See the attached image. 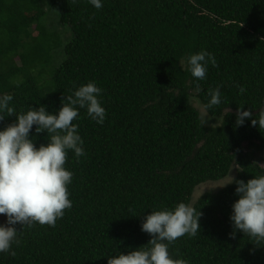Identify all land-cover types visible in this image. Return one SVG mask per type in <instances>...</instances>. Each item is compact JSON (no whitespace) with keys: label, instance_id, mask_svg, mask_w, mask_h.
Wrapping results in <instances>:
<instances>
[{"label":"trees","instance_id":"obj_1","mask_svg":"<svg viewBox=\"0 0 264 264\" xmlns=\"http://www.w3.org/2000/svg\"><path fill=\"white\" fill-rule=\"evenodd\" d=\"M51 11L74 34L58 67L62 46L44 20ZM202 50L217 66L197 81L181 60ZM89 81L102 89L107 118L101 126L80 109L87 155L68 154L73 207L54 228H26L15 257L0 254V264H107L147 246L144 218L180 202L201 212L200 232L176 240L173 258L264 264V245L230 235L236 183L195 199L198 187L232 172L244 182L264 173V157L261 165L253 156L264 151V130L236 124L239 108L255 117L264 107V0H104L101 10L88 0H0V94L14 97L15 114L40 105L57 112ZM217 87L222 103L206 108ZM204 114L217 121L208 124ZM15 121L6 115L0 130ZM31 135L37 148L48 143L35 126ZM6 220L0 215V224Z\"/></svg>","mask_w":264,"mask_h":264},{"label":"clouds","instance_id":"obj_2","mask_svg":"<svg viewBox=\"0 0 264 264\" xmlns=\"http://www.w3.org/2000/svg\"><path fill=\"white\" fill-rule=\"evenodd\" d=\"M97 10L104 6V0H88ZM181 65L197 81L207 79L208 66H217L215 56L202 50L189 54ZM244 94L246 88L240 87ZM102 89L96 82L89 81L75 88L71 95L62 101V107L49 113L44 105L30 107L27 112L15 114L12 106L14 97L0 94V121L15 115L16 121L0 130V215L6 216V224H0V254L15 257L14 246H19L24 230L34 226L55 227L57 221L71 210L69 186L74 173L66 165L68 154L75 158L86 157L85 141L80 135V109L98 125H103L107 111L101 100ZM206 108L211 109L223 101L219 87L208 90ZM6 114V115H5ZM251 121L253 127L264 130V107L253 116L251 110L239 108L236 113L237 126ZM35 126L37 134L47 133L48 143L39 148L31 133ZM236 183L238 200L232 205L233 232H242L257 245H264V173L244 182ZM223 187V186H222ZM201 212L191 203L180 202L173 208L163 207L151 211L144 218L141 230L152 239L147 246L107 258V264H189L184 258H173L170 246L179 238L196 237L200 232ZM17 224L23 227L18 232Z\"/></svg>","mask_w":264,"mask_h":264},{"label":"rangeland","instance_id":"obj_3","mask_svg":"<svg viewBox=\"0 0 264 264\" xmlns=\"http://www.w3.org/2000/svg\"><path fill=\"white\" fill-rule=\"evenodd\" d=\"M45 21H47L49 26H53V31L55 32L57 30V34L59 37V43H61V49H58L57 51V57L55 58V60L53 61V64L58 67L61 62L64 60V46L72 39V37L74 36L72 29L69 26H65L62 25L60 22V15L59 12L56 11H51V13H48L47 16H45L44 18ZM34 29V28H33ZM35 35H37V32H35ZM47 76H44L42 79V85H43V90L44 93L47 94L48 91V86L50 85V72L47 73ZM193 103L195 104V106L200 109L203 113L205 112L204 109L202 108L200 101H193ZM204 119L205 121L210 124L211 123H215L217 120L216 119H212L210 116L205 115L204 114ZM254 155V161L260 162L261 165H263L262 162V157H264V151H257L253 153ZM235 172H232L228 177L222 179L221 181H217V182H210L204 185H201L200 187L197 188V190L195 191V199H198L201 195H203L206 192H218L219 190L228 187L224 186L225 184L231 182L232 178L235 179ZM223 186V187H222Z\"/></svg>","mask_w":264,"mask_h":264}]
</instances>
